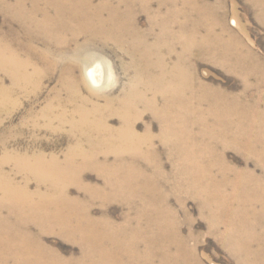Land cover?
<instances>
[{
	"label": "bare ground",
	"instance_id": "obj_1",
	"mask_svg": "<svg viewBox=\"0 0 264 264\" xmlns=\"http://www.w3.org/2000/svg\"><path fill=\"white\" fill-rule=\"evenodd\" d=\"M246 1L264 22V0ZM227 7L226 0H0V69L13 87H37L44 74L39 65L56 63L52 49L71 44L77 52L111 46L128 59L125 73L129 62L135 72L127 89L103 96L102 105L80 97L68 120L77 142L63 160L27 151L0 156V264H203L190 244L198 234L190 228L187 198L239 264H264V60L228 28ZM196 50L202 62L238 77L239 92L201 81ZM75 83L77 89L85 85ZM10 96L0 80V106ZM76 97L73 92L68 102ZM51 108L42 114L47 119ZM145 113L158 124L157 134L148 125L137 132ZM229 149L255 168L230 163ZM88 170L102 187L84 184ZM74 185L84 198L70 196ZM175 195L186 235L170 205ZM95 202L120 203L123 221L95 217ZM43 234L69 239L79 255L58 257Z\"/></svg>",
	"mask_w": 264,
	"mask_h": 264
},
{
	"label": "rangeland",
	"instance_id": "obj_2",
	"mask_svg": "<svg viewBox=\"0 0 264 264\" xmlns=\"http://www.w3.org/2000/svg\"><path fill=\"white\" fill-rule=\"evenodd\" d=\"M207 1L213 2L214 0ZM226 1L228 2V15L226 20L228 28L235 32L238 31L249 44L250 49L264 60V22L261 21V16L255 13L252 7L249 6L250 3L246 0ZM139 20L140 26L145 28L146 18L140 16ZM233 21L236 22V25L232 24ZM2 22L3 18L0 16V26ZM36 46L39 49L48 51L43 44H37ZM50 54V57L54 58L56 63L40 64L39 66L41 69L43 68L42 70L44 72L41 77L42 79H38L37 87H29L25 92L13 87L11 78L2 73L0 69V80L3 86L10 89L11 92L10 102L6 106H0V156L4 152L14 154L27 151L31 153H44L46 155L54 154L60 160H63L68 150L77 142V133H74L68 120L71 121L73 115L75 116L74 109L78 105H81L80 99L86 97L91 103L102 105L104 103L103 96L109 94L119 96L121 92L127 89L128 80L135 74L130 62V68L125 73L122 63H128V59L123 57L118 50L111 46L104 51L100 45H97L90 47L88 50L77 52L76 44H71L69 47H54ZM94 59L96 61L92 64L91 62ZM193 63L197 68V77L204 83L225 92L235 94L239 92L242 86L240 79L223 68L205 63L204 61L202 62L198 50L193 54ZM65 69L69 74L65 73ZM91 69L93 72L92 75H89L88 71ZM64 77L70 81L67 84L69 88L64 83ZM81 79L85 85L77 89L75 81H82ZM73 92L78 97L74 98L75 102L70 103L68 102L69 95L73 94ZM252 94L253 91L249 92L247 97L252 98ZM48 106L52 107L51 117L49 119L42 115ZM262 108H264V105L261 106ZM63 111L65 114L63 116L66 117L61 119L60 116ZM218 113L219 111H215L216 115ZM238 115L242 118L246 117V113H240ZM140 119V121L135 123L138 133H142L143 127L148 125L151 127L153 134H157L158 124L155 120L151 119L148 113L143 114ZM109 124L117 127L118 120L111 118ZM155 146L161 148L158 142H156ZM225 152L227 160L235 166L240 168L248 167L250 170L255 168L254 162L250 160L245 162L246 159L237 150L229 149ZM166 165V171H168L170 168L169 163L166 162ZM5 169L11 171V166L7 165ZM259 172L260 170H257L256 174H259ZM82 176L85 185L96 187H102L103 185L102 179L95 172L88 170L82 173ZM16 179L17 181L22 180L20 176H17ZM33 188L34 185L32 183L31 189ZM79 190L75 185L70 187V196L79 197L80 199L84 198L86 193L83 192V194ZM177 199L178 196H172L170 198V205L178 213L177 221L182 229V235H186L188 228L182 221L183 216ZM184 208L191 218V230L196 235L198 234V241L191 242L190 244L196 247L198 257L202 263L239 264L226 251L222 243L208 232L207 224L199 216L195 202L188 198L185 199ZM125 211V208L120 203L115 202L106 204L104 207H100L95 202L92 206V214L95 217H107L115 224H120L123 221ZM31 231L34 233L35 231L37 232V229L32 227ZM42 241L46 246L56 249L58 251L56 252L58 257L74 260L79 255L80 247L72 244L69 239H62L56 235L43 234Z\"/></svg>",
	"mask_w": 264,
	"mask_h": 264
}]
</instances>
